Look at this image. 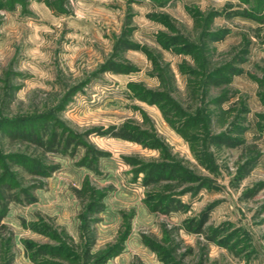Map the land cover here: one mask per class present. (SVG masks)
Instances as JSON below:
<instances>
[{
  "label": "rangeland",
  "instance_id": "obj_1",
  "mask_svg": "<svg viewBox=\"0 0 264 264\" xmlns=\"http://www.w3.org/2000/svg\"><path fill=\"white\" fill-rule=\"evenodd\" d=\"M255 2L0 0V264H264Z\"/></svg>",
  "mask_w": 264,
  "mask_h": 264
},
{
  "label": "trees",
  "instance_id": "obj_2",
  "mask_svg": "<svg viewBox=\"0 0 264 264\" xmlns=\"http://www.w3.org/2000/svg\"><path fill=\"white\" fill-rule=\"evenodd\" d=\"M61 3H64V2H66V0H59ZM256 2L254 3L255 5L254 6H252V8L253 9H251L249 12L251 13V15L254 17V18H256L257 20H259L260 22H264V0H255ZM250 3V2H249ZM60 5V8L61 7H64V6H62L61 4H59ZM51 6H52V3H51ZM217 35V36H216ZM224 35L222 34V36H221V34H215L214 35V37L213 38H215V39H219V38H221V37H223ZM195 54V52L193 53V55ZM232 70H236L235 68H234V65H233V63L232 62H228L227 64H224V65H222V66H220V67H218V68H215L214 70H211L210 71V74L208 75V80H210V82L211 83H214V84H219L218 83V81L217 80H215V78L216 77H218V76H221V77H224L225 76V79H226V82H228L229 81V77L227 76V75H231L232 73ZM237 71V70H236ZM235 71V72H236ZM228 73V74H227ZM158 95V94H157ZM261 96H263V98H264V94L263 95H261ZM225 98V97H224ZM170 99V98H169ZM222 100H223V98H222ZM171 101V100H170ZM171 104H173L174 106H175V104H174V102H170ZM178 108H180V107H178ZM181 109V108H180ZM178 111H180L181 113H183V111H181V110H178ZM178 113V112H177ZM184 114V113H183ZM182 114V115H183ZM184 115H186V114H184ZM187 116V115H186ZM191 118V120H193V119H195L194 121H196V118H197V116L196 117H194V116H192L191 114H188V117H187V119L190 121V118ZM21 121H23V120H19V119H13V120H0V130H5V127H7V125H9L10 123H12V125H16V127H17V129H24V130H26L27 129V124L25 123V122H21ZM33 130H28V132L29 133H31ZM28 133V134H29ZM32 135V134H31ZM27 163L28 162H31V163H33L34 164V161L33 160H27L26 161ZM6 175V172L5 173H3L2 175H1V178L3 179L4 178V176ZM7 178H9V176H7ZM5 179V178H4ZM7 181V180H6ZM2 198V196H1V194H0V199ZM6 207H5V210L4 211H2V213H1V217H3L4 215H5V211H6ZM0 217V218H1ZM207 217H208V214L207 213H204V217H203V219H202V221L200 222V225H201V227H203L204 226V224L206 223V220H207Z\"/></svg>",
  "mask_w": 264,
  "mask_h": 264
}]
</instances>
